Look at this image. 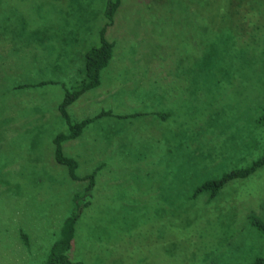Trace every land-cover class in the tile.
<instances>
[{
  "label": "rangeland",
  "instance_id": "1",
  "mask_svg": "<svg viewBox=\"0 0 264 264\" xmlns=\"http://www.w3.org/2000/svg\"><path fill=\"white\" fill-rule=\"evenodd\" d=\"M109 0H0V264H45L87 182L55 161L59 112L98 46ZM124 0L95 118L64 153L103 167L68 253L85 264H253L264 168L215 199L199 188L264 156V0ZM260 1V2H259ZM255 6V7H254ZM259 8V9H258ZM41 82L52 83L35 87ZM153 114L168 117H155ZM120 116H128L120 119ZM27 238V240L24 238Z\"/></svg>",
  "mask_w": 264,
  "mask_h": 264
},
{
  "label": "trees",
  "instance_id": "2",
  "mask_svg": "<svg viewBox=\"0 0 264 264\" xmlns=\"http://www.w3.org/2000/svg\"><path fill=\"white\" fill-rule=\"evenodd\" d=\"M124 0H109L105 10V18L107 20L106 25L101 29L99 33L100 43L98 46H92L87 50L84 58V69L79 71L81 78L80 82L76 84L74 91H66L65 98L59 106V112L62 119L67 125V133H62L54 139L55 146V161L58 165L68 168L69 174L74 181H85L89 185L86 188V194L84 196H75L74 204L75 210L68 216L63 222L60 236L53 244L48 260L45 264H85L81 261H72L68 255L76 236V228L78 222L83 214V211L91 204L90 202L83 205V199L89 198L91 192L95 188L96 178L99 172L102 170V166L97 168L91 175L79 178L77 171L79 169V163L75 158L68 157L64 153V145L66 143L76 141L80 139L84 132L96 121L102 117L113 116L112 113H101L95 118L86 119L81 122H73L68 109L73 106L83 95L99 88L102 85V74L106 70L114 56L115 44L110 42L107 37V30L114 26V18L120 9ZM260 2V1H259ZM253 4L255 1L253 0ZM262 4V3H261ZM260 3L255 6L261 7ZM263 5V4H262ZM254 6V7H255ZM259 9V8H258ZM52 83L41 82L35 85V87H44L51 85ZM155 117L167 118L166 115L153 114ZM120 119H127L128 116H120ZM261 126H264V114L257 122ZM264 168V156L258 161L254 162L249 168L233 171L224 175L221 179L216 181L207 182L203 187L199 188L196 193V198L202 194H210V199H215L220 194L222 189L230 182L240 179H247L258 170ZM252 225L264 236V223L256 217H251ZM25 238V236H24ZM27 240V238H25ZM253 264H264V258H258Z\"/></svg>",
  "mask_w": 264,
  "mask_h": 264
},
{
  "label": "crops",
  "instance_id": "3",
  "mask_svg": "<svg viewBox=\"0 0 264 264\" xmlns=\"http://www.w3.org/2000/svg\"><path fill=\"white\" fill-rule=\"evenodd\" d=\"M91 118H93V117H91ZM86 119H88V118H86ZM86 119H84V120H86ZM84 120H81V121H84ZM81 121H80V122H81ZM75 142H79V139L76 140V141L69 142V143H75Z\"/></svg>",
  "mask_w": 264,
  "mask_h": 264
}]
</instances>
